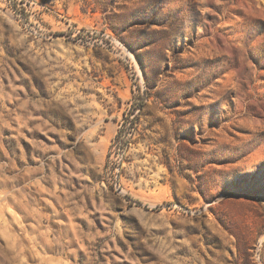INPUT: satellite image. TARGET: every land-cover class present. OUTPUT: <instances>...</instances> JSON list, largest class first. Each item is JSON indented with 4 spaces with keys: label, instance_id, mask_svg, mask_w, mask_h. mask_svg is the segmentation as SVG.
<instances>
[{
    "label": "rangeland",
    "instance_id": "rangeland-1",
    "mask_svg": "<svg viewBox=\"0 0 264 264\" xmlns=\"http://www.w3.org/2000/svg\"><path fill=\"white\" fill-rule=\"evenodd\" d=\"M0 264H264V0H0Z\"/></svg>",
    "mask_w": 264,
    "mask_h": 264
},
{
    "label": "trees",
    "instance_id": "trees-1",
    "mask_svg": "<svg viewBox=\"0 0 264 264\" xmlns=\"http://www.w3.org/2000/svg\"><path fill=\"white\" fill-rule=\"evenodd\" d=\"M137 105H138V107H142L143 103L142 102H138ZM131 123H133V122L131 121Z\"/></svg>",
    "mask_w": 264,
    "mask_h": 264
}]
</instances>
